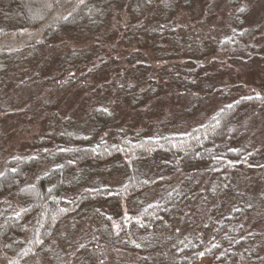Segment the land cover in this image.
Returning <instances> with one entry per match:
<instances>
[{
  "label": "trees",
  "instance_id": "16d2710c",
  "mask_svg": "<svg viewBox=\"0 0 264 264\" xmlns=\"http://www.w3.org/2000/svg\"><path fill=\"white\" fill-rule=\"evenodd\" d=\"M129 1L0 0V74L62 35L94 30L112 8ZM231 7L234 29L219 49L250 64L254 59L242 48L255 51L258 32L246 25L247 8ZM172 9L166 4L160 11ZM161 28L143 31L156 41ZM198 68L174 78L199 75ZM178 83L187 93L196 88ZM247 112L264 116V93L225 104L186 134L131 139L120 132L109 142L99 138L110 118L100 109L90 118V132L67 130L41 143L38 155L7 158L0 197H14L0 201V258L6 264L51 258L58 230L85 218L92 219L91 233L74 245L82 264H101L107 250L131 254L133 262L125 264H255L264 248V147L245 140L238 121ZM110 170L125 176L123 184L92 185V177ZM256 215L259 225H251L248 219Z\"/></svg>",
  "mask_w": 264,
  "mask_h": 264
},
{
  "label": "rangeland",
  "instance_id": "374dc122",
  "mask_svg": "<svg viewBox=\"0 0 264 264\" xmlns=\"http://www.w3.org/2000/svg\"><path fill=\"white\" fill-rule=\"evenodd\" d=\"M232 3L247 8L246 25L258 32L256 50L242 48L254 59L250 64L235 61L231 50L219 49L234 29ZM166 4L175 11L162 15ZM136 26H161L164 37L154 41L143 28L131 33ZM32 55L17 57L0 74V169L7 158L38 155L41 143L64 131L90 132L100 109L110 118L99 138L111 142L121 132L131 139H149L186 134L225 104L264 93V0L129 1L112 8L94 30L62 35ZM192 66L200 67L199 75L175 80L176 73L187 74ZM186 80L196 86L193 92L178 83L185 85ZM238 125L247 142L264 147L262 114L247 112ZM104 172L92 177V185L123 184L121 172ZM12 198L0 201L11 203ZM248 220L259 225V215ZM86 221L61 227L52 246L56 255L41 257L38 264H82L84 256L74 245L91 233L92 219ZM101 257V264L134 260L131 254L109 250ZM256 257L255 264H264L263 247ZM6 262L0 258V264ZM209 263L202 259L196 264Z\"/></svg>",
  "mask_w": 264,
  "mask_h": 264
}]
</instances>
